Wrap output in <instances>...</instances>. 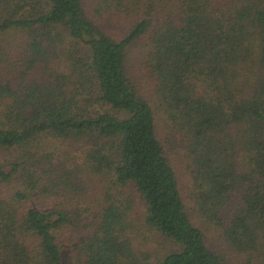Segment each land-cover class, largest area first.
<instances>
[{
	"label": "trees",
	"instance_id": "16d2710c",
	"mask_svg": "<svg viewBox=\"0 0 264 264\" xmlns=\"http://www.w3.org/2000/svg\"><path fill=\"white\" fill-rule=\"evenodd\" d=\"M140 42L148 93L131 73ZM173 136L200 218L264 264V0H0V264H228L186 211ZM63 144L80 145L72 167ZM91 174L134 188L170 248L136 250L113 204L70 246V197Z\"/></svg>",
	"mask_w": 264,
	"mask_h": 264
},
{
	"label": "rangeland",
	"instance_id": "374dc122",
	"mask_svg": "<svg viewBox=\"0 0 264 264\" xmlns=\"http://www.w3.org/2000/svg\"><path fill=\"white\" fill-rule=\"evenodd\" d=\"M145 53L144 42L138 43L134 48H132L130 53L131 60V73L135 76L137 83L148 93L150 88L147 85V79L143 71V57ZM17 55V54H16ZM160 137H164L168 131L164 125L159 122ZM172 148L175 150V154L169 152L168 157L172 162L173 166L176 168L177 175L180 181V189L183 197V201L186 206V211L194 226L201 229L205 235V240L208 246L216 251L218 254L224 257L228 264H244L249 257L251 264H258V257L256 255L244 256L236 251H234L229 245H227L223 238L221 237L220 227L215 228L202 218H200L194 197L192 196V177L190 175V160L186 158L185 152L180 148L179 138L173 136L169 139ZM70 146L68 144L57 145L55 149L58 150L55 158L56 163L61 166L72 167L74 161L73 156L81 158V154L78 152L81 148L80 145ZM77 148V149H76ZM71 154H70V153ZM76 155H73V154ZM77 161L75 160V163ZM77 165H81L77 162ZM79 169L77 170V172ZM80 182L78 183V188L81 190V195L79 193L70 197L71 208H74V217H77L71 221L70 226L71 231H64L65 234H70L73 238L72 242L68 240L67 236H64L65 240L69 242V245H79L81 243L85 244V239L94 234L98 227L97 218L99 215L103 216V212L110 204L115 207L118 215H122V219L126 218L127 222L131 224L132 231L138 232L134 237L133 247L139 251H154L158 250L160 253L170 248L168 242L163 241L158 238V243L156 237L151 233L145 226L142 225L143 220L146 216V208L144 203L141 201L139 194L132 187L128 188H112L110 184L102 179V177L93 176H80ZM235 191L231 193L232 201L228 208H223L221 217L225 218V213L231 214L238 207L239 195ZM234 193V194H233ZM109 195V198H107ZM237 203V204H236ZM225 209V210H224ZM234 209V210H233ZM224 210V212H223ZM75 233L76 237L73 236ZM135 235V233H134ZM72 244V245H71ZM154 247V248H153ZM154 249V250H152ZM77 252V251H76ZM78 254V253H77ZM247 264V263H246Z\"/></svg>",
	"mask_w": 264,
	"mask_h": 264
}]
</instances>
